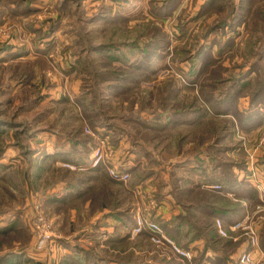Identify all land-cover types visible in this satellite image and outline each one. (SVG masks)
I'll return each mask as SVG.
<instances>
[{
    "label": "rangeland",
    "instance_id": "obj_1",
    "mask_svg": "<svg viewBox=\"0 0 264 264\" xmlns=\"http://www.w3.org/2000/svg\"><path fill=\"white\" fill-rule=\"evenodd\" d=\"M246 81L251 83L244 87ZM133 113L147 115L150 123L151 115L230 116L227 138L238 146L221 159L231 162V174L214 166L220 154L200 164L180 155L181 130L192 132L188 141L198 138L207 119L145 142L141 133L157 131L124 118ZM242 115H250L245 127ZM78 137L88 138L86 146ZM155 143L161 154L170 151L168 161L180 164L166 166L143 153ZM99 144L124 179L111 176V163L92 166ZM230 175L239 183L220 191ZM67 181L91 192L72 205L54 199L64 195ZM199 183L210 192L200 195L197 187L192 194ZM96 193L107 195L112 212L125 215L113 233L104 228ZM186 196L249 219L248 228L223 236L234 240L227 244L232 256L264 254V0H0V255L25 253L15 264H60L72 248L79 258L88 256L87 263L98 256L136 264H173L171 255L189 260L173 246L199 255L212 234L193 227L195 248H184L167 230L172 216L189 214ZM169 199L181 205L170 217L160 208ZM40 213L54 235L45 244L35 231ZM139 214L157 225L161 242L148 229L145 238L138 237L143 231L134 233ZM203 219L210 221L194 212L192 223ZM129 233L131 240H122ZM251 236L259 240L257 249Z\"/></svg>",
    "mask_w": 264,
    "mask_h": 264
},
{
    "label": "trees",
    "instance_id": "obj_2",
    "mask_svg": "<svg viewBox=\"0 0 264 264\" xmlns=\"http://www.w3.org/2000/svg\"><path fill=\"white\" fill-rule=\"evenodd\" d=\"M251 83V81L248 83L246 81V83L243 84V86L245 87V85H249ZM239 86V85H238ZM120 89H123L120 88ZM256 94H254L255 96ZM105 100V99H103ZM102 102V100H101ZM132 110V109H130ZM228 113V112H226ZM136 113H133V115H124V118H132L135 119L137 121H139L140 124H144L148 129H152L154 128L156 132H154L151 136L144 135V132L140 134V138L143 139V137H145V142L150 141V139H159L161 138L162 141V137H166V134H162L161 132H165L167 130H171L172 128H174L177 125H185V124H189V125H195V124H199L200 121L207 119L206 121V125H201V129H203L201 132V134L199 135L198 138H192L190 141H188V137L192 134L191 131L185 132L182 131L180 132V144L178 145L179 147V152L180 155L184 154L186 156H188V158H194L195 160L198 162V164H200L201 162L205 161L206 157H212L213 153L216 154H220V160L219 165H214L215 167L218 166L220 167L221 172L224 173H230L231 174V169H226L228 167L231 166V162L228 159H221V156L225 153V152H229V150H232L234 148H236L238 146L235 144H232L233 142H230V139L227 138V136H231V132L233 131L231 129L232 125L234 124V119H232L230 116L228 115H224L227 116L223 119L225 120H220V116L222 115H151L152 117L155 118V122L154 123H150L147 119L146 116L147 115H135ZM240 116V115H239ZM243 117L241 118L240 124L244 127L247 123L246 121V117H250V115H242ZM262 116V115H260ZM238 117V115H237ZM257 118V117H256ZM255 118V120H256ZM164 119V123H161L160 121ZM145 120V121H144ZM263 120V119H262ZM262 120H258V121H262ZM202 122V123H203ZM207 123L209 124V130L206 131V126ZM111 129L115 128L112 125L110 126L109 124H107ZM231 125V126H230ZM117 131V128H115ZM168 134V133H167ZM120 136V135H119ZM117 137L116 141H118ZM139 137H136V139L134 140L135 143H139L138 141ZM183 142L185 141V143L182 144V140ZM86 140H88V138L85 137H78L77 139H75V141L77 143H82L86 146ZM159 141V142H161ZM152 142L154 143V140H152ZM157 142V143H159ZM155 143V147H153V149H146L144 150L143 153H145L146 155H149L150 158L152 160H155L156 162H164V164L170 165V166H174V165H179L180 163L178 162H174L173 160L168 161L169 160V154L170 151L168 152V154L163 155L161 154V150L162 148H157L158 144ZM146 144V143H145ZM183 145H187L188 147H185ZM88 148V147H87ZM190 150V152H189ZM158 154L160 156V158L155 157L153 154ZM81 161V160H80ZM105 167V166H99L97 167L98 169ZM204 169V168H203ZM211 169H214L213 167H211ZM205 174V173H204ZM73 182L71 181H67L66 182V186H65V190L63 191V196L61 197H57L55 196V198H57L58 200H62L61 202H69V204L72 205V201L74 200L73 197V192L71 191V188L73 187ZM239 183V181L230 175V177L228 179H225L221 181V189L220 191L224 192L227 189H233L234 187ZM200 188V195H203L204 193L210 192L209 190L207 191V187L206 186H202L200 183L198 184V186H194L190 189V191L192 192V194L195 193L196 188ZM86 192H91V188L86 189L82 188L80 189V196H82L83 194H85ZM175 192V191H174ZM175 194L177 195V193L175 192ZM107 195L102 194V196H100L98 193L93 195V199L94 200H100L101 201H105L108 204L109 200L106 199L107 197H105ZM175 197V196H174ZM178 197V196H176ZM175 197V198H176ZM182 197V195H181ZM186 199H188L184 205L183 208L186 211H189L185 214L180 213L181 215L177 214L174 217L172 216L169 220H171V224H167L166 228L167 230L170 232V234L176 238V241L184 248H193L190 244V242H193V240L196 239V237L194 235L191 236V228L195 227L198 229H206V232H211V238L207 237V240L205 239L204 242V246L203 248H201L199 250V255H197L196 253L193 254L192 258L189 260H177L176 256L171 255V257L168 258V260L170 262H172L173 264H213V263H219V264H227L229 262V260H231V264H237L235 262V256H232V251L233 248H228L227 244L230 241H233V239H228V238H224L223 236H219L217 233V229L215 227V222L217 217H220L224 220L225 224L227 226L231 225L234 221H236L238 218H240L241 216L239 215L238 212H229L228 210H224L222 208H217L213 205H207L204 203V198L199 197L198 201L193 200L191 197L186 196ZM93 201V200H92ZM178 202V201H177ZM179 203V202H178ZM193 204V205H192ZM194 212H201L202 215H205L208 219H210V221H205L203 219L202 224L199 222L198 225H195L194 223H192L193 221V217H194ZM112 215H117L116 212H113ZM183 220H185L184 224ZM133 222L135 223V221L133 220ZM172 223L175 225L174 227L172 226ZM16 223H13L10 227H15ZM182 230H185V232H182ZM1 231V229H0ZM214 233V234H213ZM190 235V237H189ZM149 236V232L148 231H143L140 236V238H145V237ZM188 237L187 241H182L184 238ZM122 240H131L130 239V233L126 234L124 237L121 236ZM112 240H117L118 241V237H114V239ZM120 240V241H122ZM142 241V240H141ZM112 244V243H111ZM236 244V243H235ZM237 246L239 245V243L236 244ZM250 246H246V250L249 249ZM70 248L68 249V251L63 255V257L60 260V264H76L74 263L75 261H69V259H67L66 257L69 256L72 257L74 260L76 259V257H78L79 260L81 261H85L86 264H100L98 263L99 260H104L107 263L109 262H114L116 264H136L135 261L134 262H123L122 260L119 259V257H111V258H106L104 256H98L97 258L99 260H95V261H91L92 263H87L89 260V257H81L79 258V256H77L79 253L78 251L74 250ZM236 250V249H234ZM73 252V253H72ZM86 252L88 253V255L91 254V250H86ZM21 256H25V253H17V252H8L5 254L0 255V264H15L16 260L19 259ZM132 255H130L129 258H131ZM27 258V257H26ZM122 258V256H121ZM179 259V258H178ZM15 260V261H14ZM30 259L27 258L26 261H29ZM166 260V259H165ZM167 260V261H168ZM81 264V263H78ZM143 264V263H141Z\"/></svg>",
    "mask_w": 264,
    "mask_h": 264
},
{
    "label": "built area",
    "instance_id": "obj_3",
    "mask_svg": "<svg viewBox=\"0 0 264 264\" xmlns=\"http://www.w3.org/2000/svg\"><path fill=\"white\" fill-rule=\"evenodd\" d=\"M105 147H103L101 144L95 147L94 154L91 159L92 166H101L102 164L111 163V166L108 165L109 172L113 178L116 179H124L126 176L123 171L120 169L119 165L116 166L114 163L110 160L108 154L105 151ZM249 219L247 220L246 217L244 219H237L234 221L231 225L227 226L222 218L216 219V225L218 229L220 228L219 232L222 236H227L228 232L230 230H237V229H245L248 228ZM37 223L39 226L35 228V231L38 235V239L41 241L42 244H45L52 239H54V235L51 232V223L48 221V219L45 217V215L41 214L39 215L37 219ZM145 229H148L149 232L152 234V238L156 242H161L163 240V235L160 233V229L157 227L155 223H152L151 221L147 220L146 218L142 217L141 214L137 215L136 218V225L134 226V233L142 232ZM258 239L256 236L250 237V244L252 245V248H258ZM174 249L180 253L182 256L191 259L193 256V253L188 250L180 249L176 245L173 246ZM239 263L240 264H264V254L259 255L258 257H255L252 255L250 251L243 252L239 256Z\"/></svg>",
    "mask_w": 264,
    "mask_h": 264
},
{
    "label": "crops",
    "instance_id": "obj_4",
    "mask_svg": "<svg viewBox=\"0 0 264 264\" xmlns=\"http://www.w3.org/2000/svg\"><path fill=\"white\" fill-rule=\"evenodd\" d=\"M122 143H123V141H122ZM123 146V144L122 145H120L119 147L121 148ZM124 156V155H123ZM125 158V157H124ZM129 158H131V156L130 155H128V158L127 159H129ZM86 160V158L85 159H82L81 160V163L83 162V161H85ZM82 188H85V187H83V186H80V185H76V184H73V187L71 188V191L73 192V197H74V199L75 198H78V196L80 195V189H82ZM64 190H62V192H63ZM88 192H86L85 194H83L81 197H83V196H85L86 194H87ZM166 195V194H165ZM166 199H168V197L169 196H164ZM164 199V198H163ZM76 200V199H75ZM170 200V202H168V201H166V202H161V206H160V208L161 209H165V214H169V216L168 217H170L171 216V210H180V206L181 205H179V204H176V203H174L173 202V200H171V199H169ZM118 201H120V202H122V197H120L119 199H118ZM89 203H91V200H86L85 201V204L86 205H88ZM101 206H102V208L104 209H102L103 210V218H104V220H106V226L107 227H104V228H106L107 230H108V232H110V233H113V231H115V228L118 230V227H119V225L120 224H122V221H123V217H125V215H121L122 213H120V211L119 212H116L117 213V215H112V209L110 208V207H112V206H110L108 203H106L105 201H101ZM133 212H134V214L136 213V212H138L139 211V209H138V207L137 206H135L134 208H133V210H132ZM109 213V214H108ZM105 216V217H104ZM119 217H121V218H119ZM111 218V219H110ZM120 229H122V233H124V231L123 230H125L124 229V226H121V228ZM197 244V243H196ZM192 247H194L195 245L194 244H192L191 245ZM195 248V247H194ZM202 248H203V246H202ZM199 249H201V248H199ZM198 250V249H197ZM64 252V250L62 249V252L60 251L59 252V254H61V253H63ZM237 260V261H236ZM235 262L237 263V264H240L239 263V258L237 259L236 257H235ZM110 264H116V263H114V262H109ZM232 262H231V260H229V262L227 263V264H231ZM218 264V263H217Z\"/></svg>",
    "mask_w": 264,
    "mask_h": 264
}]
</instances>
